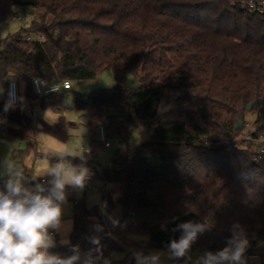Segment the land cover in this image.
Masks as SVG:
<instances>
[{"label": "trees", "instance_id": "trees-1", "mask_svg": "<svg viewBox=\"0 0 264 264\" xmlns=\"http://www.w3.org/2000/svg\"><path fill=\"white\" fill-rule=\"evenodd\" d=\"M245 1L0 0L2 20L15 16L16 6L37 11L0 49V78H22L28 100L42 109L62 104L61 91L38 96L35 77L88 80L106 69L116 77L111 89L75 93L70 107L87 112L91 149L83 159H67L93 165L104 148L97 131L105 122L106 131L128 145L116 151L113 166L93 177L117 183L121 191L114 197L104 190L101 209L74 200L69 243L50 252L72 255L78 247L100 257V264H136L133 251L119 259L111 253L134 244V235L166 248L180 236L176 225L189 220L207 221L210 230L188 257L225 247L234 224L249 244L264 242V13ZM128 70L133 86L125 81ZM247 111L255 114L251 138L240 140L237 121L241 116L246 123ZM139 124L154 129L129 154L123 147L130 150V129ZM17 126L40 129L7 97L0 101V139L26 142L25 149L13 151L16 164L31 151L46 154ZM42 126L59 135L58 124ZM32 184L30 178L26 185Z\"/></svg>", "mask_w": 264, "mask_h": 264}, {"label": "clouds", "instance_id": "clouds-1", "mask_svg": "<svg viewBox=\"0 0 264 264\" xmlns=\"http://www.w3.org/2000/svg\"><path fill=\"white\" fill-rule=\"evenodd\" d=\"M56 157V162L39 175L47 179L32 187L26 185V176L20 168L6 158L0 161V179L3 180L0 186V264H100V257L91 251L81 253L78 247L68 256L50 252L57 244V235L62 237L60 243H69L66 239L69 222L63 218L68 189L82 192L91 175L83 164L76 166L67 159L75 156L65 152ZM208 230L207 221L189 220L177 224L173 231H178L180 236L167 244V258L188 257L192 244ZM231 231L225 247L215 252L205 251L192 264H247L249 241L246 234L238 224H234ZM98 242L93 240V243ZM164 255L160 251L147 255L137 252L134 257L136 264H165ZM104 264L110 261L105 259Z\"/></svg>", "mask_w": 264, "mask_h": 264}, {"label": "rangeland", "instance_id": "rangeland-1", "mask_svg": "<svg viewBox=\"0 0 264 264\" xmlns=\"http://www.w3.org/2000/svg\"><path fill=\"white\" fill-rule=\"evenodd\" d=\"M16 14L20 15L21 18L12 17L9 18L6 22L4 19H0V49L3 48V40L12 34H15L21 30L22 27L28 26L31 21L36 17L37 11L33 8H24L21 6H16L15 8ZM17 85H18V104L19 107L25 108V105L21 106L22 96L25 95V82L22 78L16 77ZM22 79V80H21ZM135 76L132 70H128L125 73V81L127 86H133L135 84ZM116 84V77L112 70L106 69L100 72L95 78L88 80H72L71 89L62 90V104L59 107H47L42 109L40 106L34 110V124H38L40 129L37 128H25L22 126H17L21 131L27 133L29 137L37 143V151L46 153L39 156L35 155L34 151L28 153L23 159V163L16 164L13 159V151L14 149H25L26 142L15 139V138H4L0 139V161L5 158L12 163L14 166L21 169L24 176H26V182L36 176L33 179L34 186L36 183L44 182L47 177L39 176L46 172L51 163H55L57 158H53L60 153H69L72 156L81 158L85 156V152L91 149L89 143V128H88V115L85 110L76 109L70 107L72 102L74 101V96L76 92L79 93H89L98 89L108 88L111 89ZM24 91V92H23ZM24 93V94H23ZM8 97L7 94V80L0 78V101L4 100ZM36 103V102H35ZM34 104V103H33ZM246 123L243 122L241 135L239 137L242 139H250V131L253 127V121L255 118V114L247 111L245 113ZM47 123L50 125L58 124L59 135H55L51 132L46 131L42 128L43 123ZM61 122V123H60ZM63 122V123H62ZM101 125L106 126V123L103 122ZM100 125V126H101ZM154 126L147 124H139L132 126L129 132V148H124V151H127L131 154L134 147L140 142L147 140L152 132ZM99 130L97 131V136L99 138ZM110 135V140L112 145L107 148H103L98 151L95 157L92 158V163L94 165H99L101 168L108 167L115 156L116 151L120 148L118 145L119 140L122 142V146L128 145L126 141H124L121 136L108 133ZM102 143V142H101ZM24 164V166H23ZM94 165L87 167L90 172H93ZM42 178L44 180L42 181ZM2 180V179H0ZM3 181V180H2ZM108 188V191L112 192L114 197H117L120 193V188L117 183H109L105 184L102 180L92 177L88 180L85 189L82 192L73 191L71 188L68 189L67 203L64 207V220L68 221V228L66 232V239L69 241L70 233L73 227V209H74V200L83 199L86 206L91 207L98 205L101 207V197L103 195V191ZM191 209L196 210L197 207L194 204H189ZM62 237L57 235L56 240L57 243H60ZM130 241L134 244L126 246L125 249L122 250H114L111 253L113 258L119 259L125 256L127 251H133L134 253L143 252L147 255L150 252L160 251L165 253L163 259L165 264H177V260H169L167 258V248H157L148 245V237L147 235H134L130 237ZM264 246V244H263ZM205 251H197L192 254V261L196 259L199 255L203 254ZM61 256H68L69 254L64 253H55ZM257 264H261L257 262Z\"/></svg>", "mask_w": 264, "mask_h": 264}, {"label": "built area", "instance_id": "built-area-1", "mask_svg": "<svg viewBox=\"0 0 264 264\" xmlns=\"http://www.w3.org/2000/svg\"><path fill=\"white\" fill-rule=\"evenodd\" d=\"M247 7L251 10H254L259 13H264V0H246L245 1ZM13 17L21 18L20 15L16 14ZM7 22L8 19H5ZM44 36L42 35L41 38ZM34 90L38 96H42L52 92H60L65 89L72 88L71 81L65 79L61 82H49L44 78L35 77L33 80ZM7 94L8 101L11 106H19L18 104V85L17 79L14 76H11L8 79L7 83ZM99 139L102 142L105 148L110 147L112 145L110 140V135L106 131L104 125L99 127ZM118 145L122 147V142L119 140ZM260 150L264 151V142L260 145ZM89 151V150H88ZM94 165V164H93ZM113 162L109 166H113ZM102 168L99 165H94L93 172L91 171V175L89 180L93 177L96 172H101ZM44 179H42L43 181ZM109 185V183H108ZM108 188H106L107 190ZM247 264L251 263H264V246L263 243H255L249 244V247L246 252Z\"/></svg>", "mask_w": 264, "mask_h": 264}, {"label": "crops", "instance_id": "crops-1", "mask_svg": "<svg viewBox=\"0 0 264 264\" xmlns=\"http://www.w3.org/2000/svg\"><path fill=\"white\" fill-rule=\"evenodd\" d=\"M22 80V79H21ZM22 82H25V81H22ZM7 83H8V81H7ZM26 84V83H25ZM71 89V88H70ZM24 92V91H23ZM24 94V93H23ZM22 103H21V106L22 105H25L24 107H26V109L24 108H22L24 111H25V113H27V114H31V115H33L34 116V110H36V108L37 107H39V105L37 104V103H34L33 101H30V100H28L27 98H26V96L25 95H23L22 96ZM34 103V104H33ZM42 179H44V178H42ZM263 244H264V242H263Z\"/></svg>", "mask_w": 264, "mask_h": 264}, {"label": "water", "instance_id": "water-1", "mask_svg": "<svg viewBox=\"0 0 264 264\" xmlns=\"http://www.w3.org/2000/svg\"><path fill=\"white\" fill-rule=\"evenodd\" d=\"M248 108H251V104L248 105ZM242 124H243V118L240 116L238 118V121H237L236 129L237 130H241L242 129Z\"/></svg>", "mask_w": 264, "mask_h": 264}]
</instances>
